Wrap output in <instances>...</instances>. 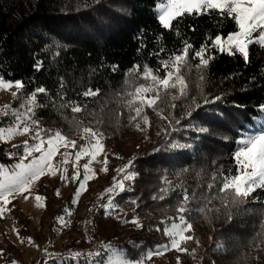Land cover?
I'll list each match as a JSON object with an SVG mask.
<instances>
[{"label": "trees", "instance_id": "16d2710c", "mask_svg": "<svg viewBox=\"0 0 264 264\" xmlns=\"http://www.w3.org/2000/svg\"><path fill=\"white\" fill-rule=\"evenodd\" d=\"M160 2L0 0V78L24 83L6 106L7 111L0 112V128L12 126L20 109L27 107L26 97L43 86L46 92L37 94L32 118L44 129V137L60 132L72 145L75 142V149H66L72 160L76 151L95 137L108 159L107 172H98L78 197V182L71 177L79 170L82 179L85 158L77 169L72 160L60 169L67 168V180L61 179V171L39 178L33 189L35 195L44 197L38 231L12 200L8 212L21 248L8 238L0 219V250L4 253L0 264H24L22 248L30 239L39 246L38 256L30 264H92L110 254L107 245L135 263L148 251L169 244L163 229L183 204L182 186L189 195L195 193L185 213L193 231L186 229L184 233L194 239L181 244L187 252L168 250L144 260V264H177V258L179 264H264V204L260 203L264 190L257 188L243 198L231 191L221 195L209 187L214 180L219 187L222 176L236 174L233 156L240 147L237 141L259 132L264 125V111L259 107L264 105V49L252 45L248 64L239 54L229 56L213 49L214 58L200 70L196 68L199 61L190 53L189 63L182 69L188 96L180 99L178 90H170L157 111L141 109L150 127L142 118L133 122L135 112L125 107L124 95L134 91L132 85L147 83L139 75L144 64L156 70L158 60L182 47L184 40L199 49L206 39L237 30L232 19H221L216 13L186 15L173 22L174 30H165L155 11ZM159 47L166 49L164 54L159 58L150 55ZM37 63L41 64L39 71L34 68ZM136 64L141 65L138 73L129 74ZM113 65L118 66L115 72ZM159 75L163 77L164 72ZM89 88L99 89L100 94L84 98L81 94ZM217 95L221 96L219 101L204 104L206 97ZM73 102L84 110L73 113ZM169 120L173 121L171 126ZM202 127L207 131L201 132ZM93 132L103 135L98 138ZM27 143L34 144L31 138ZM24 144L0 141V168L20 162ZM129 161L128 171L136 176L124 181L127 190L115 196L119 207L106 210L109 195L105 190L114 178L122 179L116 170ZM162 189L168 190L165 199L154 200ZM61 216L66 223L58 221ZM132 220H138L142 227ZM57 230L67 235H60V244L56 242ZM76 252L82 256L71 259ZM97 252L103 255L97 257Z\"/></svg>", "mask_w": 264, "mask_h": 264}, {"label": "snow or ice", "instance_id": "6c2138e0", "mask_svg": "<svg viewBox=\"0 0 264 264\" xmlns=\"http://www.w3.org/2000/svg\"><path fill=\"white\" fill-rule=\"evenodd\" d=\"M94 3H99V0H93ZM155 10L158 12V23L165 30H174V21H178L183 17L187 16H201V15H211L216 13L223 19L225 16L234 21L237 26V30L224 36L222 33L216 34L214 37L206 39L199 49H196L193 44L187 40L183 41V46L179 49L171 51L167 54V58L158 60V68L153 70L147 64L143 65L142 73H139L142 79L147 83L139 86L132 85L134 91L128 92L124 95V100L126 101L125 107L129 111H134L135 116L133 117V122L137 119H143L147 122V126H151L149 118L144 111L141 109L150 108L153 111H157L160 104L166 102L167 94L170 90L176 89L179 93V98L188 96V82L186 81L184 75L182 74V69H184L189 63V54L191 53V58L198 60L199 63L196 65L198 70L206 68L210 60L214 57L211 55L213 49L222 54H227L229 56H234L239 54L246 64L250 63V47L256 45L264 49V0H161V2L156 6ZM194 30V29H193ZM176 35L179 36L180 33L176 30ZM159 43V41H157ZM142 47H147L143 44ZM166 49L164 47H159L158 50H154L150 55H155L160 57L164 54ZM58 55V53H57ZM35 70H41V64H34ZM118 66H111V70L115 72ZM141 65H133L128 73H138ZM160 72H164V76L159 75ZM200 80L203 81L204 77L201 76ZM15 86L19 91L24 87V83L21 81L15 82H5L0 79V88L9 89ZM61 87L63 83L61 82ZM46 92V88L43 86L37 87L29 97H26L27 107L23 114H17L16 120L17 125L15 128H0V134L7 131L8 135H13L17 131L21 133H29L32 131L31 125H36L37 130L32 137L36 143L28 145L27 142L24 144V155L20 157V162L15 165V170L9 171L8 169L0 170V216L6 211H10L9 205L12 203V199L15 198L16 194L23 195L24 193L31 192L34 182L43 175H53L51 169L54 168L51 161L53 157L59 152V149L67 147V138L60 132H56L54 135L44 137V129L39 128V122L34 120V109L37 106V94H43ZM100 94V90H93L89 88L84 91L81 95L85 98L95 97ZM17 95V93H13ZM138 97V100L136 99ZM175 99V97H172ZM221 96L217 95L211 98H205L204 104L214 103L219 101ZM71 106V111L73 113H80L84 109L80 104L73 103ZM176 105H171V108H175ZM201 105H197V108ZM261 111H264V105L259 106ZM7 115V113H4ZM191 111L188 112L190 116ZM164 118V117H162ZM26 121H30L26 123ZM178 123V121H176ZM173 123L169 120V126ZM23 124L21 128L20 125ZM136 128L140 130V125L137 124ZM166 131V130H165ZM201 132L207 131V128H201ZM94 136L102 137V133L97 134L93 132ZM240 145L239 149L234 153L233 159L237 165V172L234 175H224L222 176V183L217 187L215 180L212 185H210V190L220 193L231 191L234 196H239L243 198H248L257 188L264 189V125L261 126V130L256 133H250L247 136H242L241 139L237 141ZM77 145L73 142L72 148L75 149ZM87 152L88 155L80 156L79 153ZM94 149L93 144L89 143L83 149L79 148L75 155L77 161H80L83 157H89L88 162L83 164V177L81 179V173L79 170L71 177V180L78 182V189L75 195L78 197L81 193L86 190V185L94 177L95 173L90 166L92 162L91 157L93 155ZM39 153V155H34ZM72 155L71 152H69ZM11 158V156L9 157ZM25 161H28L25 163ZM69 160H63L62 163L67 164ZM132 162L129 161L128 164L122 168L117 169L118 174H122V179L114 178L111 187L107 188L105 192L109 195L107 203L104 205L105 209L115 210L119 207L118 204L114 202L116 195L123 193L127 189L125 188L124 181H131L135 178L136 173L128 171ZM105 167L101 170L107 172L108 159L105 158ZM57 171L55 170V175ZM67 168H63L61 179L67 180ZM91 177V178H89ZM217 179V178H216ZM182 190V201L177 209L178 215L172 220V222L163 229L164 235L170 238V243L163 246H157L154 251H148L146 255L135 262V264H144V260L151 258L153 255H161L169 249H174L178 252H187L186 248H181V244H186L188 240L194 239L192 235H185L184 240H180L181 233L192 232L193 227L191 223L186 219L185 213L189 211L187 204L195 193L192 192L189 195V191L185 186L180 188ZM172 191H175V187H171ZM162 194L159 196H153V199L163 200L167 196L165 194L168 192L167 189H162L160 191ZM59 196V191L56 192ZM28 197L25 196V199ZM37 202L43 200L44 197L37 195L35 197ZM135 203V201H133ZM227 206V205H226ZM201 211H205L202 207ZM69 215L71 213L69 212ZM61 224L66 223L64 218L57 217ZM127 223V221H125ZM131 223L137 225V227H142L138 220H132ZM160 231L159 228L156 229ZM107 250L111 255L104 259L96 260L95 264H132L131 261L123 258L119 251L112 249L111 245L106 246ZM4 255L3 250H0V257ZM103 254L101 252L95 253V256L99 257ZM82 256L81 253L76 252L73 254L71 259L77 260ZM11 264H17L16 261H12ZM177 264H179V258H177Z\"/></svg>", "mask_w": 264, "mask_h": 264}, {"label": "rangeland", "instance_id": "374dc122", "mask_svg": "<svg viewBox=\"0 0 264 264\" xmlns=\"http://www.w3.org/2000/svg\"><path fill=\"white\" fill-rule=\"evenodd\" d=\"M157 14H158V12H157ZM5 82H9V81H5ZM17 91L18 90L16 89L15 86H13V87H11L9 89L0 88V112L7 111V109H6L7 107L6 106L9 105L10 101L14 97L13 93H16ZM20 110H19L20 111L19 114H23V112L25 111L24 110V106ZM26 123H29L31 125L30 121H26ZM16 125H17V120L12 126L4 128V129L7 130L8 128H15ZM34 126L35 125H31L32 131L29 132V133H21V132L17 131L15 134L10 136V135L7 134V131H5L4 133L0 134V141H3L5 143H7L8 145H17V144L25 143L28 140H30V138H31L33 143H36V141L32 138L33 134H35V131L37 130L36 127L33 128ZM20 127L22 128L23 124H21ZM91 143L93 144L94 152H93V155L91 157L92 162L89 161V163H91L90 166L94 170L95 175H94L93 178H95V176L97 175L98 172H104V171H101V170L104 168V163H105V158H104V154H105L104 149L105 148L102 145V143H100V141L97 140L95 137L91 138ZM68 148H72V144L67 141V147L65 148V147L62 146L59 149V152L53 157V159L51 161L52 165H54V168L51 169L52 172H53V175L55 174V170L56 169H61L62 167H64L66 165V164L62 163L63 160H69V162H70V160H72V159H70V155L66 151V149H68ZM37 155H39V153H37ZM79 155L80 156H86V155H88V153L87 152H82ZM83 158L86 159L85 163L88 162V160L90 159L89 157H83ZM83 158H81V160ZM72 161H73L72 163H74L75 169H77L78 162H79V161H77V157H74ZM27 162L28 161H25V163H27ZM15 165L13 167H8V166L1 167L0 170L8 169L9 171H12V170H15ZM81 170H82V173H83V165L81 166ZM82 176H83V174H82ZM89 178H91V177H89ZM38 181H39V179H37L34 182V184L32 186V189H31V192L24 193L23 195L16 194L15 198L12 199V200H15L17 202V204L19 205L21 211L27 217L30 218L31 224H32V228L35 231L39 230V220H40L41 212L43 210V200H40L39 202H37V200L35 199V197L37 195H35L33 193V189L38 184ZM25 196H27L28 198L25 199ZM0 219L3 221V227L5 228V233L8 236V238L16 246H19L21 248L20 239H19L18 234H17V227L12 222V220L10 218V215H9V212L6 211L3 214V216H0ZM45 231H46V228H44V232ZM60 235H64L65 237H67V235H66V233H64V231L62 232V230H57L56 231V236H57L56 237L57 238L56 242L58 244L61 243ZM184 238H185L184 233H181L180 240H183ZM22 250H23L22 260H23L24 264H30L38 256L39 246L34 244L33 240L30 239V244L27 245V246H24L22 248ZM169 250H174V249H169ZM163 254H161V255H163ZM109 255H111V253L108 254V256ZM161 255H153V257H159ZM92 264H95V263H92ZM132 264H135V263H132Z\"/></svg>", "mask_w": 264, "mask_h": 264}, {"label": "built area", "instance_id": "2783aa9c", "mask_svg": "<svg viewBox=\"0 0 264 264\" xmlns=\"http://www.w3.org/2000/svg\"><path fill=\"white\" fill-rule=\"evenodd\" d=\"M84 98H85V97H84ZM88 98H92V97H88ZM73 103L78 104V102H73ZM73 103H71L70 105H72ZM70 108H71V106H70ZM262 190H264V189H262ZM253 193H254V192H253ZM253 193H252V194H253ZM254 202H255V203H258L259 201H258L257 198H255V199H254ZM260 203L264 204V199H262Z\"/></svg>", "mask_w": 264, "mask_h": 264}]
</instances>
